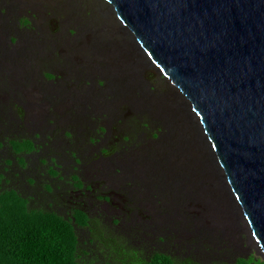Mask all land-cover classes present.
I'll return each mask as SVG.
<instances>
[{"label": "rangeland", "instance_id": "1", "mask_svg": "<svg viewBox=\"0 0 264 264\" xmlns=\"http://www.w3.org/2000/svg\"><path fill=\"white\" fill-rule=\"evenodd\" d=\"M182 103L105 0H0L1 187L66 216L50 201L70 200L74 174L91 186L80 264L258 257ZM8 140L41 150L23 167Z\"/></svg>", "mask_w": 264, "mask_h": 264}, {"label": "water", "instance_id": "2", "mask_svg": "<svg viewBox=\"0 0 264 264\" xmlns=\"http://www.w3.org/2000/svg\"><path fill=\"white\" fill-rule=\"evenodd\" d=\"M183 111L264 260V0H105Z\"/></svg>", "mask_w": 264, "mask_h": 264}, {"label": "trees", "instance_id": "3", "mask_svg": "<svg viewBox=\"0 0 264 264\" xmlns=\"http://www.w3.org/2000/svg\"><path fill=\"white\" fill-rule=\"evenodd\" d=\"M25 21L26 26H30L31 21L27 19ZM148 127L159 129L151 125ZM98 131L100 135L104 133L101 128ZM7 144L12 152L21 155L18 163L20 165L23 162L21 165L23 167L28 165L26 156L41 150L38 144L28 140L20 142L8 140ZM28 147L30 150L27 149ZM3 181L7 183L8 180L1 175L0 264H80V241L77 229L90 228L91 218L84 208V200L88 197L86 192H92L90 190L92 187L85 186L78 175H72L73 191L70 200L61 203L50 201L51 204L69 208L68 215L63 216L54 210L46 211L36 207L39 205L35 204L37 199L23 195L15 187L2 188ZM44 190L46 193L50 191L54 193L47 184L44 185ZM77 192L83 195L80 196ZM104 199L111 200V196H105ZM142 264L145 263L142 261ZM147 264L177 263L169 254L154 252ZM235 264H264V260L255 255H249L237 258Z\"/></svg>", "mask_w": 264, "mask_h": 264}, {"label": "flooded vegetation", "instance_id": "4", "mask_svg": "<svg viewBox=\"0 0 264 264\" xmlns=\"http://www.w3.org/2000/svg\"><path fill=\"white\" fill-rule=\"evenodd\" d=\"M126 142L127 141H129L127 138H126V140H125ZM106 151H107V149H106ZM126 153H127V150L125 151ZM103 155H106L107 154V152L105 153V152H103L102 153ZM115 155H118V153H117V151L115 152ZM79 165H82V163H79Z\"/></svg>", "mask_w": 264, "mask_h": 264}]
</instances>
